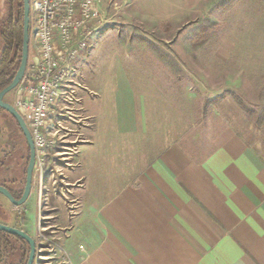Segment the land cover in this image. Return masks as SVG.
Returning a JSON list of instances; mask_svg holds the SVG:
<instances>
[{"label": "crops", "instance_id": "1", "mask_svg": "<svg viewBox=\"0 0 264 264\" xmlns=\"http://www.w3.org/2000/svg\"><path fill=\"white\" fill-rule=\"evenodd\" d=\"M97 79L83 75L80 167L65 175L77 185V208L66 216L59 208V225L48 228L79 243L81 251L71 249L75 264H264L258 149L227 129L200 162L171 144L135 169L134 93L112 70ZM43 198L37 183L35 227L25 228L34 237L39 205L50 209Z\"/></svg>", "mask_w": 264, "mask_h": 264}, {"label": "rangeland", "instance_id": "2", "mask_svg": "<svg viewBox=\"0 0 264 264\" xmlns=\"http://www.w3.org/2000/svg\"><path fill=\"white\" fill-rule=\"evenodd\" d=\"M219 1L101 0L102 30L83 64L87 72L81 66L79 78L82 82L86 75L93 84L112 70L131 87L140 128L134 138L135 169L144 168L171 144L200 162L213 151V138L227 129L256 147L264 160V0H235L225 11L214 8ZM6 14L1 4L0 20ZM15 93L7 94L4 102L13 105ZM68 128L78 131L72 124ZM81 130L78 138H70L78 146L71 145L69 170L57 168L54 177L43 179V197L50 205L41 209L44 227L59 225V208L65 216L76 211L77 185L67 193L59 175L80 167ZM11 141L23 146L14 122L1 112L0 145ZM35 192L36 185L18 210L19 227H35ZM0 201L6 208L11 205L2 197ZM15 219L9 222L14 225ZM45 237L64 248L70 264L76 263L71 249L82 250L77 241L56 228ZM47 256L37 253L34 264H66L59 253Z\"/></svg>", "mask_w": 264, "mask_h": 264}, {"label": "built area", "instance_id": "3", "mask_svg": "<svg viewBox=\"0 0 264 264\" xmlns=\"http://www.w3.org/2000/svg\"><path fill=\"white\" fill-rule=\"evenodd\" d=\"M101 0H29L28 63L14 96L13 107L25 122L36 153L35 173L43 185L46 153L61 142L67 125L82 116L79 73L102 30ZM38 207V252L48 258L64 248L44 235ZM70 264L68 258L64 262Z\"/></svg>", "mask_w": 264, "mask_h": 264}, {"label": "flooded vegetation", "instance_id": "4", "mask_svg": "<svg viewBox=\"0 0 264 264\" xmlns=\"http://www.w3.org/2000/svg\"><path fill=\"white\" fill-rule=\"evenodd\" d=\"M3 102H4V99H3ZM3 112H5V111H3ZM9 117L14 122L16 129L18 130V133L22 138L23 146L22 147L19 146V143H20L19 141H16V142L11 141V142H9V144H4V146L0 145V173H1V176L3 178L0 181V186L5 188L8 191V193L11 195L12 198H13L12 195L19 197L16 200V201H18V200H20V198L23 194L24 187H25L26 171H27V168H28V165L30 162V149L26 143L25 137H24L21 129L19 128L17 122L10 115H9ZM71 124H72V126H75L78 129V131H80L82 129V127L84 126L83 124H80L79 120H73V121H71ZM68 125H70V124H68ZM68 125H67L66 136L60 142V145L57 143L54 146H49L47 149L46 160H45V164H46V175L44 177L45 180L47 178H49L50 176L54 177V173H58L57 168H62V170H65V171L69 170V166H70L69 160H70L71 152H72L71 145H76V146H73L72 149H76V147L78 146L76 144V141L71 142L70 138H73V136H77V138H78L80 136V132L73 131V130L69 129ZM25 126H26V124H25ZM26 128H27V126H26ZM27 131H28V128H27ZM28 133H29V131H28ZM29 135H30V133H29ZM30 138H31V136H30ZM31 141H32V139H31ZM32 144H33V141H32ZM33 150H34V165H33V171H32V176H31V189H30L29 196H28L26 202L23 205H21L20 207L13 206L11 204L13 207V211L10 213V215L4 216V218H8L9 221L15 219V217L18 213V210L22 209L26 205L27 201L29 200V198L33 194V189H34V186L36 185V182H35L36 153H35L34 145H33ZM56 156H61L62 158L54 159L53 157H56ZM56 162H58V163H56ZM59 176H60V182L63 183V187H65V191L67 193H69L70 187H69V184L65 183L66 177L62 174H60ZM0 197L4 198L2 195H0ZM4 199L6 201H8L6 198H4ZM0 204L2 205L1 201H0ZM10 206L8 204L7 208H10ZM5 209H6V207L3 206V210H5ZM16 220H17V218L14 220V225L8 221V223L5 226L21 230L33 239V241L35 243V249H36L35 259H34V263H35V261L37 259V253H39L38 252L39 248H38L36 237L32 236L24 227H19V225L16 223L17 222ZM45 224H46V222L43 223V225H45ZM43 229H44V235H45V233H47L49 231V229L47 227H44V226H43ZM50 233H51V231H50ZM27 246L29 248L28 244H27ZM28 255H29V252H28ZM27 260H28V256H27ZM26 263H27V261H26Z\"/></svg>", "mask_w": 264, "mask_h": 264}, {"label": "trees", "instance_id": "5", "mask_svg": "<svg viewBox=\"0 0 264 264\" xmlns=\"http://www.w3.org/2000/svg\"><path fill=\"white\" fill-rule=\"evenodd\" d=\"M235 0H220L214 8L225 11ZM7 14L0 20V92L12 81L20 62L22 45V0H0ZM236 105L246 111L243 102L232 96ZM6 103V102H5ZM3 112L0 109V113ZM15 200L19 197L12 195ZM13 207L3 210L0 204V224L6 225ZM29 248L20 238L0 232V264H26Z\"/></svg>", "mask_w": 264, "mask_h": 264}, {"label": "water", "instance_id": "6", "mask_svg": "<svg viewBox=\"0 0 264 264\" xmlns=\"http://www.w3.org/2000/svg\"><path fill=\"white\" fill-rule=\"evenodd\" d=\"M22 15H23V26H22V45H21V57L18 69L11 81V83L4 88L0 92V109L8 113L18 124L19 128L21 129L26 143L30 149V162L26 171V182L25 187L23 190V194L20 198V200L16 201L14 200L11 195L8 193V191L0 186V195H2L4 198H6L10 204L16 207H20L23 205L30 193L31 189V176L33 171V165H34V150H33V144L30 138V135L27 131V128L25 126V123L21 116L17 113V111L14 109L13 106L3 102L4 97L15 90L20 82L22 81L27 63H28V45H29V0H22ZM0 232L6 233L11 236L18 237L22 240H24L29 245V255L28 260L26 264H33L35 259V243L31 237H29L27 234H25L23 231L14 229L5 225L0 224Z\"/></svg>", "mask_w": 264, "mask_h": 264}]
</instances>
